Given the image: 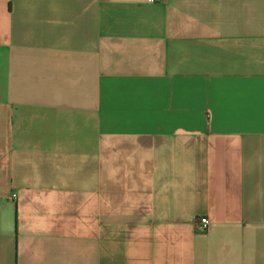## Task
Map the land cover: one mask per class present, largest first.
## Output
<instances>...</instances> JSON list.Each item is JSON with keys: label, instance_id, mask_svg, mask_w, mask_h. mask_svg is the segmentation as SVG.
<instances>
[{"label": "crops", "instance_id": "crops-1", "mask_svg": "<svg viewBox=\"0 0 264 264\" xmlns=\"http://www.w3.org/2000/svg\"><path fill=\"white\" fill-rule=\"evenodd\" d=\"M0 264H264V0H0Z\"/></svg>", "mask_w": 264, "mask_h": 264}, {"label": "built area", "instance_id": "built-area-1", "mask_svg": "<svg viewBox=\"0 0 264 264\" xmlns=\"http://www.w3.org/2000/svg\"><path fill=\"white\" fill-rule=\"evenodd\" d=\"M207 222H208V217L206 215H200L195 219V224L198 228H204L207 225Z\"/></svg>", "mask_w": 264, "mask_h": 264}]
</instances>
